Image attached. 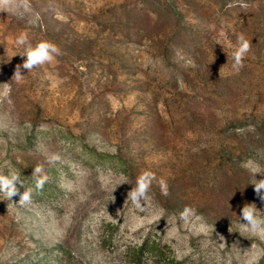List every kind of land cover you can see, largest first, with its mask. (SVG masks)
Here are the masks:
<instances>
[{"label":"rangeland","instance_id":"374dc122","mask_svg":"<svg viewBox=\"0 0 264 264\" xmlns=\"http://www.w3.org/2000/svg\"><path fill=\"white\" fill-rule=\"evenodd\" d=\"M29 2L0 9V173L50 179L31 205L0 198V264H264L239 217L264 211V0ZM22 32L63 55L16 81ZM143 170L168 195L154 182L141 208Z\"/></svg>","mask_w":264,"mask_h":264},{"label":"clouds","instance_id":"9594fccd","mask_svg":"<svg viewBox=\"0 0 264 264\" xmlns=\"http://www.w3.org/2000/svg\"><path fill=\"white\" fill-rule=\"evenodd\" d=\"M29 0H0V9L12 10L19 12L21 9L30 8ZM18 47L23 51L17 53L22 58V63L16 65L12 79L20 81L24 78V73L31 72L34 68L42 66L46 63H51L57 57L63 55L62 49L52 41L42 39L33 44L29 40L27 32L20 33L15 40ZM251 44L241 34L238 38V45L232 52L233 68L236 70L242 69L243 61L250 51ZM60 160L59 154H51L47 157V164H54ZM259 173L264 176V173L257 170L254 172L255 183L254 190L259 199L264 202V178L257 180L256 174ZM33 179V187H25V182L22 179V174L16 171H9L7 174L0 173V198L11 201L14 196H19V204L22 206L31 205L33 197L42 192L44 186L49 181L44 163L38 164L34 167L31 174ZM126 182V181H124ZM154 182H157L164 195H168L167 181L164 179L157 180L154 172L151 170H143L136 178L135 186L127 193L128 199L138 207H143L144 201L147 199L148 194ZM23 188V192L20 191ZM195 212L189 206L180 212L179 218L186 220ZM264 213L257 208L255 203H246L240 212V223L244 231L251 232L252 234L264 236ZM223 240L224 237L220 236Z\"/></svg>","mask_w":264,"mask_h":264}]
</instances>
